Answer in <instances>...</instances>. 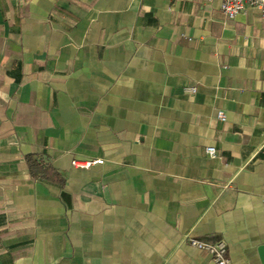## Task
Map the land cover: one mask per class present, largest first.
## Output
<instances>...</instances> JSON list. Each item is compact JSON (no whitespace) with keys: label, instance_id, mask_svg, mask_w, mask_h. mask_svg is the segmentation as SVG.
I'll list each match as a JSON object with an SVG mask.
<instances>
[{"label":"crops","instance_id":"0c3cea01","mask_svg":"<svg viewBox=\"0 0 264 264\" xmlns=\"http://www.w3.org/2000/svg\"><path fill=\"white\" fill-rule=\"evenodd\" d=\"M190 238L264 264V18L0 0V264H213Z\"/></svg>","mask_w":264,"mask_h":264},{"label":"built area","instance_id":"2783aa9c","mask_svg":"<svg viewBox=\"0 0 264 264\" xmlns=\"http://www.w3.org/2000/svg\"><path fill=\"white\" fill-rule=\"evenodd\" d=\"M249 9L255 10L264 18V0H222V10L229 19H233L238 15H245L248 13ZM185 91L189 94H195L197 89L193 87L187 88ZM217 116L222 121L226 120V116L223 112H218ZM206 152L211 158H216L218 156L215 147H208ZM72 164L78 169H90L96 165L104 164V160H74ZM189 243L192 247L207 252L211 256L213 264H232L228 257L227 243L223 240L210 242L190 238Z\"/></svg>","mask_w":264,"mask_h":264},{"label":"water","instance_id":"95a60500","mask_svg":"<svg viewBox=\"0 0 264 264\" xmlns=\"http://www.w3.org/2000/svg\"><path fill=\"white\" fill-rule=\"evenodd\" d=\"M264 251V250H263Z\"/></svg>","mask_w":264,"mask_h":264}]
</instances>
